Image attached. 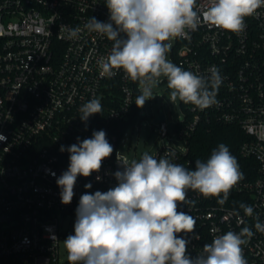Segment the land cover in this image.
<instances>
[{
  "label": "built area",
  "instance_id": "built-area-1",
  "mask_svg": "<svg viewBox=\"0 0 264 264\" xmlns=\"http://www.w3.org/2000/svg\"><path fill=\"white\" fill-rule=\"evenodd\" d=\"M197 4L206 8L209 0ZM91 17L109 21L105 0H0V134L6 137L0 140V264H69L60 257V221L76 213L81 195L114 187V173L122 170L119 160L130 162L123 136L140 118L135 100L143 86L122 70L112 77L101 74L100 60L113 41L84 29ZM245 23L239 34L201 24L188 38L166 42L178 66L208 76L214 65L223 82L218 103L208 109L179 101L182 118L174 124V138L168 136L165 112L154 116L164 114L163 121L153 118L159 135L178 144L169 142L153 156L167 155L195 170L188 140L197 127L209 122L239 126L246 136L239 153L255 160V177L240 180L223 205L189 190L194 205L180 204L178 211L196 219L199 238L184 237L190 256L202 253L215 235L247 226L254 235L243 255L248 264H264V232L254 226L257 217L264 223V8ZM76 27L82 29L79 37L67 38L68 29ZM93 98L101 100L103 111L84 122L79 109ZM99 130L114 151L98 173L78 177L75 195L65 205L56 179L67 170L69 153L59 149ZM89 183L92 187L85 188ZM241 203L253 208L252 216Z\"/></svg>",
  "mask_w": 264,
  "mask_h": 264
},
{
  "label": "clouds",
  "instance_id": "clouds-1",
  "mask_svg": "<svg viewBox=\"0 0 264 264\" xmlns=\"http://www.w3.org/2000/svg\"><path fill=\"white\" fill-rule=\"evenodd\" d=\"M109 21L91 17L84 25L113 41L106 58L100 60L101 74L112 77L122 70L143 87L136 98L137 107L153 98V87L166 78L172 100L205 110L218 103L216 96L223 82L216 66L208 76L185 70L167 58L175 38H188L201 24L215 26L234 34L242 33L246 18L264 8V0H209L201 8L197 0H105ZM82 29L71 28L67 38H78ZM99 98L81 105L82 121L100 114ZM0 140H6L0 134ZM69 153V165L57 179L61 203L70 204L78 177H90L102 168L104 159L114 149L106 132L94 131L91 138H77V143L61 145ZM119 160V159H118ZM122 170L114 173L117 184L106 192L81 195L76 209L74 234L63 241L69 264H248L243 246L254 235L243 227L215 235L196 257L188 254V234H195L196 219L178 211L180 204L194 205L189 190L204 198H217L223 205L230 190L243 179L237 159L221 143L206 161L196 160L195 170L155 158L144 152L139 159L119 160ZM55 176V173H52ZM99 179V177H97ZM92 185L86 184L85 188ZM247 216L250 205L240 204ZM255 229L264 232V223L256 218ZM183 233L184 235H178Z\"/></svg>",
  "mask_w": 264,
  "mask_h": 264
},
{
  "label": "rangeland",
  "instance_id": "rangeland-1",
  "mask_svg": "<svg viewBox=\"0 0 264 264\" xmlns=\"http://www.w3.org/2000/svg\"><path fill=\"white\" fill-rule=\"evenodd\" d=\"M167 58L177 65L176 61L168 53ZM160 111H164L166 114L168 136L174 138V124L178 120H181L182 112L179 106V100L171 99L170 90L167 87V80L164 77H161L153 87V98L146 101L141 108L138 122L127 132L125 137L123 136L124 142L127 144L126 153L130 161L134 158L139 159L144 152L153 155L160 147L169 142L178 144L174 139L169 140L168 137L162 138L159 135L158 125L153 122V118ZM75 220L76 213H72L60 221L62 235L60 239V257L62 261L67 260V251L63 241L69 234H74Z\"/></svg>",
  "mask_w": 264,
  "mask_h": 264
},
{
  "label": "trees",
  "instance_id": "trees-1",
  "mask_svg": "<svg viewBox=\"0 0 264 264\" xmlns=\"http://www.w3.org/2000/svg\"><path fill=\"white\" fill-rule=\"evenodd\" d=\"M245 138L244 132L237 125L215 122L203 123L197 127L188 140V155L195 165V161L198 159L206 161L212 151L223 143L228 146L237 159L240 171L243 173L242 180L253 179L256 175L255 160L239 153V145Z\"/></svg>",
  "mask_w": 264,
  "mask_h": 264
},
{
  "label": "water",
  "instance_id": "water-1",
  "mask_svg": "<svg viewBox=\"0 0 264 264\" xmlns=\"http://www.w3.org/2000/svg\"><path fill=\"white\" fill-rule=\"evenodd\" d=\"M164 120V114L161 112L159 113L155 118H154V122L157 121H163Z\"/></svg>",
  "mask_w": 264,
  "mask_h": 264
}]
</instances>
